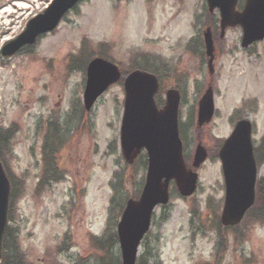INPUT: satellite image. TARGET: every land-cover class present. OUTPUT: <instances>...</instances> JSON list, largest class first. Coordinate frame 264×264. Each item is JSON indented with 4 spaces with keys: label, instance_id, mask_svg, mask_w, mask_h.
Masks as SVG:
<instances>
[{
    "label": "rangeland",
    "instance_id": "rangeland-1",
    "mask_svg": "<svg viewBox=\"0 0 264 264\" xmlns=\"http://www.w3.org/2000/svg\"><path fill=\"white\" fill-rule=\"evenodd\" d=\"M54 1L0 0V49ZM207 9L206 0H84L27 53L13 58L0 54V125L15 131L8 166L21 185L10 225L18 229L31 264H101L93 237L100 238L115 219L118 224L127 200L141 194L147 175V156L129 168L119 149L122 84L109 89L91 113H84L85 72L68 69L67 61L84 39L95 50L108 43L111 57L125 71L134 66L137 52L155 57L138 64L163 76L158 102H166L169 89L180 88L179 120L190 162L199 140L210 153L198 170L197 193L182 198L172 189L169 206L155 210L151 234L140 249L142 261L264 264V223L255 220L256 214L235 230L219 233L211 228L220 223L225 202L220 143L238 119L248 118L254 125L255 148L264 147V41L243 49L242 29H228L224 38L217 36L215 73L210 75L201 43L210 20ZM209 84L215 91L216 116L198 129V103ZM83 118L93 120L94 131L82 129ZM49 120L59 123L61 131L53 132L52 141L59 145V136L66 139L56 156L63 178L43 192L37 188L45 175L42 148ZM259 178H264V161ZM209 212L215 213L211 225L206 222ZM148 247L152 256L146 253ZM110 254L121 262L119 245ZM110 263L117 264L114 258Z\"/></svg>",
    "mask_w": 264,
    "mask_h": 264
},
{
    "label": "water",
    "instance_id": "water-1",
    "mask_svg": "<svg viewBox=\"0 0 264 264\" xmlns=\"http://www.w3.org/2000/svg\"><path fill=\"white\" fill-rule=\"evenodd\" d=\"M81 0H55L53 4L33 18L26 30L7 43L2 54L12 56L25 45L34 44L38 37L53 31L64 15ZM238 0H208L210 11L216 8L221 14L222 36L229 27L243 28L242 46L248 48L254 42L264 40V0H247L242 12L236 10ZM207 55L211 72L214 61V40L210 28L205 32ZM121 79L119 68L102 58L94 59L88 66L85 90L86 108L90 109L98 97ZM155 75L134 71L125 80L126 102L121 133L124 156L133 163L143 148L149 156L146 183L139 200H129L119 223L123 264H135L139 247L151 227L154 209L170 200L172 180L183 196H191L197 188L198 174L189 170L183 155V143L179 132L178 90L167 92L165 109L158 110L155 94L158 91ZM215 114L214 93L210 87L200 102L198 126L210 123ZM208 152L200 143L193 166L199 168ZM222 161L226 182V200L222 216L225 226L239 224L256 200L257 162L252 141V124L248 120L237 123L232 135L222 146ZM11 185L0 161V262L3 241L8 223Z\"/></svg>",
    "mask_w": 264,
    "mask_h": 264
},
{
    "label": "trees",
    "instance_id": "trees-1",
    "mask_svg": "<svg viewBox=\"0 0 264 264\" xmlns=\"http://www.w3.org/2000/svg\"><path fill=\"white\" fill-rule=\"evenodd\" d=\"M212 24V23H208ZM212 26H214L212 24ZM97 50V49H96ZM95 49L92 48L91 44L87 42V40L83 41V45L80 51V54L77 56L79 60L77 62H80L82 64L81 68L86 67L88 61L93 58L96 55H107L108 50L106 45H100L98 47V50L96 51ZM84 64V65H83ZM80 66V65H79ZM138 68L139 66H135ZM143 69H147L153 72H156V70L152 68H145V67H139ZM60 130L59 127H53L50 132L52 133L53 131H58ZM10 131H4L0 129V158L5 166L6 172L11 180V185H12V192H11V206L13 203H15V199L19 197L20 191L21 190V185L18 183V181L15 179V177L11 174L9 168H8V159H7V154L11 152L12 146L11 143L13 142V138L11 137V134L9 133ZM49 137V135H48ZM263 145L264 144V139L261 141ZM64 142H61L63 145ZM260 145V146H261ZM59 148L57 147V142L53 141L50 145H48L46 149V159H47V164L48 167L46 169V178L50 176L55 177L59 169L57 167L56 163V154L59 152ZM256 157L258 159L259 163H262L264 161V147H258L256 149ZM261 205V206H259ZM210 208V206H209ZM193 212H197V215L199 214V211L195 210ZM207 214V221L208 224H210L214 219L215 220V213ZM255 216V220L264 223V178L260 179L257 184V201L255 204V207L251 210V212L248 214L247 218ZM211 225V224H210ZM216 227L211 226L212 229L219 231V233L223 230V227L220 225V223H216ZM218 233V234H219ZM238 237V235H237ZM118 243V238L116 232L110 233L106 238L103 237V239H100L99 241H96L95 246L98 250V252L102 253L103 257H109L110 253L112 252L113 248L116 246ZM4 256H3V263L2 264H28L27 260L25 258V255L23 254V251L20 249L19 242L16 237V233L14 229L8 228L7 234L5 237V245H4ZM220 255V254H217ZM151 256V254H149ZM105 260H103L104 262ZM139 264H148L147 261H140Z\"/></svg>",
    "mask_w": 264,
    "mask_h": 264
}]
</instances>
